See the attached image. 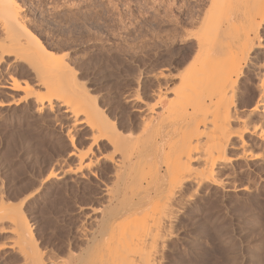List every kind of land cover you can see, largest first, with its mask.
<instances>
[{"label":"rangeland","instance_id":"1","mask_svg":"<svg viewBox=\"0 0 264 264\" xmlns=\"http://www.w3.org/2000/svg\"><path fill=\"white\" fill-rule=\"evenodd\" d=\"M13 1L25 28L47 51L63 56L77 83L95 100L97 110L115 122L121 133L138 124L126 95L136 93L142 101L136 106L150 107L157 102L158 89L177 88V75L184 72L196 46L190 36L205 31L206 24H201L213 15L208 13L210 0ZM260 36L264 43V24ZM1 38L0 47L6 44L0 34ZM0 60V199L15 205L26 197L23 212L30 225L35 223L33 240L42 262L65 258V253L75 252L81 245L76 234L81 215H91V209L103 205L100 193L103 186L111 185L112 170L102 156L110 150L103 143L93 147L95 155H87L84 161L90 157L92 162L97 160L91 165L95 175L89 176L88 182L70 181L74 174L67 170H75L78 160L68 158V153H86L91 133L87 127H73V118L63 107L55 104L51 109L46 101L42 106L34 103L35 95L29 96L25 85L32 93L42 90L34 84L35 75L25 63L6 55ZM159 72L171 75V81H156ZM254 92L245 81L237 106L239 116L249 126L257 120L245 118L240 107L247 108ZM240 124L234 122L232 131H241ZM66 134H71L74 148ZM247 139L249 145L243 151L235 139L232 141L236 147L228 156L237 158L231 161L230 174L217 177L225 182L223 190L208 184L200 189L184 185L183 207L177 214L174 234L166 242L162 264H264V161L259 166L240 153L254 157L259 153L257 158L264 159L260 157L264 148ZM242 187L247 191L240 192ZM79 208L85 210L80 214ZM5 231L0 234V264L24 263L13 245L14 235Z\"/></svg>","mask_w":264,"mask_h":264},{"label":"bare ground","instance_id":"2","mask_svg":"<svg viewBox=\"0 0 264 264\" xmlns=\"http://www.w3.org/2000/svg\"><path fill=\"white\" fill-rule=\"evenodd\" d=\"M210 2L209 9L213 12L208 13L213 15L207 13L209 19L202 22L201 26L206 24L205 31L201 29L199 35L188 34L195 39L196 46L184 72L181 70L177 75L179 86L163 92L158 89L157 102L150 107L136 106L142 104L137 94H127L126 102L134 106L138 124L133 128L125 127L127 132L122 134L115 122L97 110L95 100L77 83L73 71L64 64L63 56L47 51L25 28L16 3L0 0V34L7 44L2 43L0 58L14 56L31 69L36 79L33 83L42 90V93H32L25 85V92L35 95L34 103L42 106L46 101L51 109L55 104L63 107L64 113L73 118V127L84 126L91 133L86 153H68V158L78 160L75 170H67L74 174L70 181L78 183L95 175L91 171L92 163L97 161L92 162L96 152L93 147L99 143L110 150L109 155L102 157L112 170L111 179H107L112 180L111 185L103 186L100 193L102 207L91 209V215H81L76 228L80 247L75 248V252L65 253V258L55 260L53 257L54 260L47 263L42 262V254L39 255L33 240L35 223L30 225L23 212L27 198L13 204L15 207L0 199V234L10 230L14 235L13 245L23 255L22 264H162L166 242L174 234L172 229L182 206L184 185L200 189L208 184L221 190L225 182L222 184L218 175L227 173L231 161L237 158L232 160L228 156L236 147L233 139L242 151L247 146V137L264 148V73L259 71L264 67V43L260 41L264 0ZM0 40L3 42L2 38ZM165 74L159 72L156 81L168 84L171 75ZM244 80L253 87L255 96L246 102V109L240 107V112L245 118H256L253 126L242 120L237 111ZM11 81L16 89L20 88ZM234 122L242 123L241 131H232ZM66 136L72 146L71 134ZM240 153L243 159L257 161V164L264 161L257 158L259 153L255 157ZM89 154L92 157L88 156L86 163L84 160ZM239 190L247 191L246 187ZM78 210L81 214L85 208Z\"/></svg>","mask_w":264,"mask_h":264},{"label":"snow or ice","instance_id":"3","mask_svg":"<svg viewBox=\"0 0 264 264\" xmlns=\"http://www.w3.org/2000/svg\"><path fill=\"white\" fill-rule=\"evenodd\" d=\"M259 71H260L261 73H264V67L259 68Z\"/></svg>","mask_w":264,"mask_h":264}]
</instances>
